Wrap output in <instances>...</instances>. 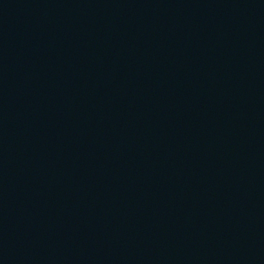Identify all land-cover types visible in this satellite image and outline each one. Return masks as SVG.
Here are the masks:
<instances>
[{
  "label": "water",
  "instance_id": "water-1",
  "mask_svg": "<svg viewBox=\"0 0 264 264\" xmlns=\"http://www.w3.org/2000/svg\"><path fill=\"white\" fill-rule=\"evenodd\" d=\"M0 264H264V0H0Z\"/></svg>",
  "mask_w": 264,
  "mask_h": 264
}]
</instances>
